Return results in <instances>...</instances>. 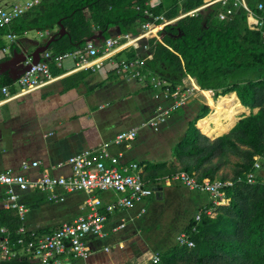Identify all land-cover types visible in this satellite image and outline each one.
Returning <instances> with one entry per match:
<instances>
[{
	"label": "trees",
	"instance_id": "1",
	"mask_svg": "<svg viewBox=\"0 0 264 264\" xmlns=\"http://www.w3.org/2000/svg\"><path fill=\"white\" fill-rule=\"evenodd\" d=\"M148 1L41 0L8 26L0 28V49L7 46L3 36L9 32L16 35L0 62L8 59L13 50L19 51L18 44L31 29L47 30L49 35H45V39L55 35L47 51L60 54L84 46L86 40L98 32L103 39L107 38L109 29L114 26L120 34H137L139 24L150 19L145 10L172 18L180 10L203 4V0H182L181 3L161 0L151 6ZM227 5H232V0ZM248 5L253 8L251 3ZM224 9L220 2L212 3L192 16L166 24L159 31L161 40L153 37L145 41L146 53L152 54L144 63L145 71L164 79L170 90L190 75L201 89H213L221 94L218 104L206 97L214 108L210 107L209 111L207 105H202L173 146V157L180 163L178 169L194 172L202 180L233 181L224 188L226 204L207 203L206 207H213V216L204 213L205 207L198 208L179 231L189 234L193 246L179 245L175 237V242L171 240V244L159 248L160 261L156 264H264V182L260 179L255 183L246 182V174L252 171L257 157L264 156V37L260 31L247 27L243 7L234 8L232 14L219 19L218 13ZM61 25L66 32L58 35ZM136 51L145 55L131 49L127 58L134 57ZM242 72H253V76L241 78ZM143 84L151 87L148 82ZM1 85L11 87L13 81L3 74L0 75ZM242 105L251 110L257 107V111L236 122L238 115L244 112ZM196 121L205 135L219 136L210 139L203 135L196 128ZM231 156L236 158L231 173L220 175L219 171L231 163ZM164 165H148L146 170L153 171L149 172L153 175ZM178 169L172 166L166 172ZM197 211L202 212L198 221L195 220ZM0 223L8 227L11 238L17 236L20 221L13 210L0 209ZM0 264L37 263L22 258Z\"/></svg>",
	"mask_w": 264,
	"mask_h": 264
},
{
	"label": "crops",
	"instance_id": "2",
	"mask_svg": "<svg viewBox=\"0 0 264 264\" xmlns=\"http://www.w3.org/2000/svg\"><path fill=\"white\" fill-rule=\"evenodd\" d=\"M259 1L264 0H244L248 7H250L249 3L252 4L251 9H255ZM150 2L153 3L152 5H157L161 0H149ZM262 30L264 31V24ZM159 31L157 35L161 40ZM37 33L39 34L38 31ZM121 35L117 27L109 29L108 37ZM40 36L45 37V35ZM3 39L9 43L5 47L6 52L0 51V57L9 52L8 45L11 42L6 36H3ZM102 42L103 38L94 40L97 46H101ZM40 44L28 38L25 33L18 47L19 51L24 50L26 53H31ZM131 49L134 47L126 46L115 54L114 59L119 61L127 58ZM136 54H138L137 51ZM49 66L52 78L47 83L27 91H20L19 87L13 84L9 87L8 97L0 94V171L12 169L14 172H22L29 178H35L44 172L56 176L68 175L70 169L66 160L69 156L84 149L95 148L101 142L112 139L121 130L140 126L152 115L156 105L168 103V99L164 98L160 91L150 86L145 87L143 84L145 82L132 78L126 79L110 69L107 59L102 60L101 65L92 67L77 66L71 59H66L59 67L52 62ZM252 75L253 72H248L243 77L250 78ZM187 76L197 88L183 106L167 117L158 130L155 131L147 126L139 127L135 139L110 148L112 153H121L114 167L119 168L122 164L131 161L140 165L142 177L153 189V194L131 209L116 211L109 215L105 224L106 235L89 240L91 264L97 262L102 264V254L108 250L106 241L109 239L120 247L123 245V240L118 237V234L127 230L129 226L134 227L137 221L147 213L148 204L152 200L157 204L164 201L168 195L178 198V194H183L187 196L186 204L194 206L195 211L200 207L209 208L206 207L207 203H212L206 192H204L205 195H201L203 191L188 189L180 183L169 185L161 183L163 177L172 174L166 172L169 168L175 166L178 169L180 167L179 160L173 157L172 148L186 131L189 121L196 117L202 105H207L209 111L214 108L207 103L203 90L211 91L212 96L207 97L215 102L216 97L221 96L213 89H201L193 77L186 75L185 78ZM242 107L244 112L238 115L236 122L241 117L257 111V107L252 110L243 105ZM195 126L200 133L205 135L197 126V121ZM23 160L37 161L38 165L23 170L20 167ZM230 160L231 163L219 171L220 175L231 173L232 162H235L236 158L231 156ZM106 163L110 164L108 161ZM158 163H165V165L156 174L150 175L149 172L153 173V171L146 170V167ZM179 170L181 169L176 171ZM254 175L256 181L260 179L264 182V156L259 159V167L254 170ZM18 193L20 200L28 208L25 225L29 228L48 230L84 212L81 209L86 197L83 192H81L82 195H79V192L66 193L65 200L61 203L48 202L42 192L34 189L18 191ZM119 194L112 191L96 192L103 203L114 200ZM6 201L4 188L0 187V209H7ZM65 203L72 207L73 213L79 212V214L65 218V214H69V210L64 209L66 205L62 207ZM141 205L145 207V213L138 218H132ZM125 213L129 215L125 216ZM63 215L64 217L59 219ZM28 217L29 222L35 225L27 222ZM121 219L126 220L125 227L112 231L111 228ZM140 229L141 227L135 231L139 232Z\"/></svg>",
	"mask_w": 264,
	"mask_h": 264
},
{
	"label": "built area",
	"instance_id": "3",
	"mask_svg": "<svg viewBox=\"0 0 264 264\" xmlns=\"http://www.w3.org/2000/svg\"><path fill=\"white\" fill-rule=\"evenodd\" d=\"M40 1L19 0L7 6H0V28L8 26L16 17ZM228 1L203 0L201 7L187 11L180 10L172 18H166L162 14L154 15L145 10L150 19L139 24L137 34L125 33L117 37H107L103 39L101 46H97L94 41H86L84 46L60 54H52L45 50L40 53L39 62L31 64V67L13 82L20 91H27L51 80L50 62L59 67L66 59H71L77 66L92 67L93 65H101L102 60L107 59L110 69L126 79L132 78L140 82H148L153 89L160 91V94L168 99V103L156 105L152 115L144 120L140 126L121 130L112 139L101 142L97 147L84 149L69 156L66 160L70 169L68 175L56 176L44 172L35 178H29L22 172H14L12 169L0 171V187L4 188L7 200L5 206L7 209L13 210L20 221L15 238H11L8 227L0 223V262L27 258L37 264H91L89 240L106 235L105 224L109 215L116 211L131 209L153 194V189L146 184L142 177L140 165L131 161L122 164L119 168L114 167L113 165L118 163L121 153H112L110 148L135 139L139 127L147 126L155 131L158 130L168 116L187 102V99L193 95L195 87L187 76L175 89L170 90L164 79L149 73L147 70L145 71L144 63L152 57L151 53H146L148 45L145 41L153 37L158 39V31L166 24L173 23L186 15L192 16L200 8L215 2H220L225 6V9L218 13L219 19L232 14L234 8L243 7L246 12L247 27L251 30L260 31L264 37L262 30L264 1L257 2L255 9L248 7L244 0H232V5H227ZM177 2L181 3L182 0H177ZM148 4L153 6V3H149V1ZM38 32L40 35H49L47 30ZM5 36L9 41L16 39V35L11 32ZM128 45L143 53L145 52V55L136 54L132 58L115 60V54ZM0 51L6 52V48H2ZM25 63H31V59L28 58ZM0 94L8 97L9 85H1ZM259 159L261 156L257 157L252 171L246 174L247 183L256 182L254 170L259 167ZM107 161L110 164H107ZM37 165V161L23 160L20 167L25 170L30 166ZM161 180V183L165 185L180 183L188 189L206 192L209 194L213 205L228 202L224 188L233 184L230 179H198L194 172L188 173L185 170L176 171ZM28 189L42 192L47 201L51 203L63 202L66 193L83 192L86 195L81 206L84 212L47 231L41 232L39 229L29 228L25 225L28 208L20 200L18 193V191ZM101 191H112L115 194H120L114 200L103 203L96 195V192ZM145 210L143 205L139 206L132 218L142 216ZM204 213L213 216V207L205 208ZM201 214V211L195 214L196 221L200 219ZM125 225L126 220L121 219L111 230L118 231ZM176 242L179 245L193 246V241L185 231L176 235ZM159 261V254L153 253V264Z\"/></svg>",
	"mask_w": 264,
	"mask_h": 264
},
{
	"label": "rangeland",
	"instance_id": "4",
	"mask_svg": "<svg viewBox=\"0 0 264 264\" xmlns=\"http://www.w3.org/2000/svg\"><path fill=\"white\" fill-rule=\"evenodd\" d=\"M13 1L15 0H0V6H7ZM26 35L28 38L38 42H42L45 39L35 29L27 31ZM6 43L8 44L9 42L6 40ZM245 73L248 72H242L240 77L244 78L245 76L243 77V75ZM220 101V96L216 97V104ZM78 194L82 195L81 192ZM200 194L205 195L204 192ZM186 200L187 196L183 194H178V198L168 195L164 201L157 204L152 200L148 204L147 213L144 214L142 219L138 220L134 227L130 228L129 226L127 230L118 234V237L123 240L121 247L112 239L106 241L108 243H106L108 250L102 254V264H153V253L159 251L160 247H166L167 244H171V240L175 242L176 234L188 222L190 214L194 213L195 207L188 206ZM62 205V207L66 205L67 207L65 206L64 209L69 210V214H65V218H71V216L74 217L79 214V212L73 213L72 207L68 203ZM124 215L128 216L129 213H125ZM62 217L64 215L60 216L59 219ZM27 222H29V217ZM29 224L32 223L29 222ZM139 227H141L140 231L136 232L135 230ZM96 264L99 263L97 262Z\"/></svg>",
	"mask_w": 264,
	"mask_h": 264
},
{
	"label": "water",
	"instance_id": "5",
	"mask_svg": "<svg viewBox=\"0 0 264 264\" xmlns=\"http://www.w3.org/2000/svg\"><path fill=\"white\" fill-rule=\"evenodd\" d=\"M65 32V28L61 25L57 34L63 35ZM101 34V32H98L89 37L86 41H94L98 38H102ZM54 39L55 35L49 36L43 44L36 46L31 53H26L24 50H13L12 55L8 59L0 62V75L7 74L12 81H15L21 74L31 67V64L39 62L40 53L47 50L48 45ZM28 58L31 59V63H25Z\"/></svg>",
	"mask_w": 264,
	"mask_h": 264
},
{
	"label": "bare ground",
	"instance_id": "6",
	"mask_svg": "<svg viewBox=\"0 0 264 264\" xmlns=\"http://www.w3.org/2000/svg\"><path fill=\"white\" fill-rule=\"evenodd\" d=\"M218 6H219V5H218ZM152 11H153V10H152ZM194 87L197 88V86H195V85H194ZM203 95H205L206 97H207V96H212V93H211V91H209V90H203Z\"/></svg>",
	"mask_w": 264,
	"mask_h": 264
}]
</instances>
